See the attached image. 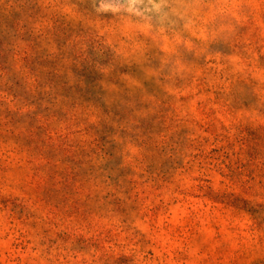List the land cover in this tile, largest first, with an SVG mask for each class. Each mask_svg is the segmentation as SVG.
Wrapping results in <instances>:
<instances>
[{"label": "rangeland", "instance_id": "374dc122", "mask_svg": "<svg viewBox=\"0 0 264 264\" xmlns=\"http://www.w3.org/2000/svg\"><path fill=\"white\" fill-rule=\"evenodd\" d=\"M0 264H264V0H0Z\"/></svg>", "mask_w": 264, "mask_h": 264}]
</instances>
